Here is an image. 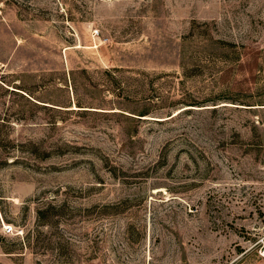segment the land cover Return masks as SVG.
Wrapping results in <instances>:
<instances>
[{
  "label": "rangeland",
  "instance_id": "obj_1",
  "mask_svg": "<svg viewBox=\"0 0 264 264\" xmlns=\"http://www.w3.org/2000/svg\"><path fill=\"white\" fill-rule=\"evenodd\" d=\"M263 249L264 0H0V264Z\"/></svg>",
  "mask_w": 264,
  "mask_h": 264
},
{
  "label": "built area",
  "instance_id": "obj_2",
  "mask_svg": "<svg viewBox=\"0 0 264 264\" xmlns=\"http://www.w3.org/2000/svg\"><path fill=\"white\" fill-rule=\"evenodd\" d=\"M4 228H5V231H6V232H13V231H16V230H13V226H12V224H9V223L4 224ZM263 252H264V249H263Z\"/></svg>",
  "mask_w": 264,
  "mask_h": 264
}]
</instances>
